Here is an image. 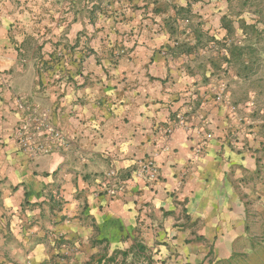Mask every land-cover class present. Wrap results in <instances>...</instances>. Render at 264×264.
<instances>
[{"label":"crops","instance_id":"obj_1","mask_svg":"<svg viewBox=\"0 0 264 264\" xmlns=\"http://www.w3.org/2000/svg\"><path fill=\"white\" fill-rule=\"evenodd\" d=\"M169 39L158 30L113 64L86 56L100 93L2 94L37 104L61 139L25 151L12 136L21 112L1 100L0 264H219L249 245L242 177L256 160L227 142L203 93H185ZM148 158L156 179L134 178Z\"/></svg>","mask_w":264,"mask_h":264},{"label":"rangeland","instance_id":"obj_2","mask_svg":"<svg viewBox=\"0 0 264 264\" xmlns=\"http://www.w3.org/2000/svg\"><path fill=\"white\" fill-rule=\"evenodd\" d=\"M254 11L241 0H6L0 4V106L4 99L21 112L15 142L24 150L34 146L20 144L17 131L25 127L28 135L49 117L27 97L3 93H100L103 79L93 86L81 72L86 56L113 64L134 42L165 31L170 39L162 53L174 54L191 76L185 93L198 99L203 93L206 106L220 112L227 142L256 160L242 177L249 245L219 264H264V21ZM238 52L246 63L234 59Z\"/></svg>","mask_w":264,"mask_h":264},{"label":"built area","instance_id":"obj_3","mask_svg":"<svg viewBox=\"0 0 264 264\" xmlns=\"http://www.w3.org/2000/svg\"><path fill=\"white\" fill-rule=\"evenodd\" d=\"M39 125L36 124L35 130L29 132L28 135H26L25 127L19 129L15 135L16 140L20 144L26 145L31 143L34 145L29 146L30 148L28 150H25L30 154L45 152L46 150L51 148L54 142H58L61 139L59 130L49 119H43L41 124ZM157 175V166L154 160L150 158L141 161L138 165V168L133 173L134 178L147 181L155 180ZM105 176L107 177V182L106 186L104 187V191L111 197L115 196L121 188V181L116 177V173L114 171L107 172Z\"/></svg>","mask_w":264,"mask_h":264},{"label":"trees","instance_id":"obj_4","mask_svg":"<svg viewBox=\"0 0 264 264\" xmlns=\"http://www.w3.org/2000/svg\"><path fill=\"white\" fill-rule=\"evenodd\" d=\"M243 1L244 4L246 5H250L254 7V12L257 13L258 17L260 18V21H264V0H241ZM178 19L175 20V23H177ZM230 22L229 20H227L226 17H223V26L224 28L227 29V23ZM246 26L248 27H253L252 25H246V23L242 24V27L245 28ZM247 28V27H246ZM227 31H229L227 29ZM227 43V41L225 42V44ZM229 45L233 48V49H240V46H237L234 42L229 43ZM173 52V50H172ZM244 58H247L244 56H242V54L240 52H238L235 56L234 59L238 60L239 62H241L242 64H244V62L246 63V61L244 60ZM243 61V62H242Z\"/></svg>","mask_w":264,"mask_h":264}]
</instances>
